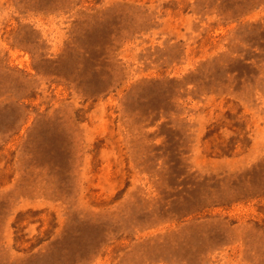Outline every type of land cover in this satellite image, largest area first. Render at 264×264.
I'll return each mask as SVG.
<instances>
[{
	"label": "rangeland",
	"instance_id": "obj_1",
	"mask_svg": "<svg viewBox=\"0 0 264 264\" xmlns=\"http://www.w3.org/2000/svg\"><path fill=\"white\" fill-rule=\"evenodd\" d=\"M0 264H264V0H0Z\"/></svg>",
	"mask_w": 264,
	"mask_h": 264
}]
</instances>
